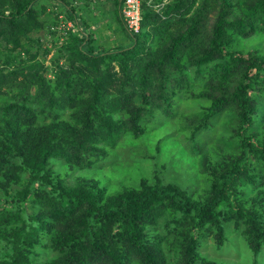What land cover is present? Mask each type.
Segmentation results:
<instances>
[{
  "label": "trees",
  "instance_id": "16d2710c",
  "mask_svg": "<svg viewBox=\"0 0 264 264\" xmlns=\"http://www.w3.org/2000/svg\"><path fill=\"white\" fill-rule=\"evenodd\" d=\"M40 1L0 0L4 47L42 26ZM53 1L62 2L68 19L77 20L70 4ZM196 1L167 5L164 13L174 19L165 22L145 0L142 30L132 34L121 16L123 0H116L130 45L95 52L86 31L71 35L69 68L60 69L55 85L35 73L21 93L24 99L0 105V173L7 166L23 173L14 174L21 181L8 202L14 208L0 210V246L5 248L0 264H35L38 247L56 253L49 264H221L201 254L202 242L212 235L217 249L224 248L231 226L254 258L262 253L264 137L255 130L260 123L264 127V55L234 43L264 33V0H201L186 19ZM210 1H219L220 10L208 34L202 16ZM150 25L163 43L146 52ZM116 60L119 75L111 73ZM188 68L205 80L199 94L208 100L202 121L187 128L192 150L200 152L199 167L209 177L202 198L174 182L142 178L139 186L111 195L87 180L71 187L55 175L51 158L92 166L125 135L142 136L147 117L171 116L176 96L190 92ZM224 111L237 119L226 140L232 151L208 157L199 136ZM117 112L122 116L115 117ZM36 205L38 211L27 213ZM159 225L164 234L154 233Z\"/></svg>",
  "mask_w": 264,
  "mask_h": 264
},
{
  "label": "rangeland",
  "instance_id": "374dc122",
  "mask_svg": "<svg viewBox=\"0 0 264 264\" xmlns=\"http://www.w3.org/2000/svg\"><path fill=\"white\" fill-rule=\"evenodd\" d=\"M64 1L76 10V21L68 19L62 2L41 0L37 4V10L42 26L20 38L18 43H10L8 47H4L0 42V75L4 81V84L0 83V105L4 101L15 105L24 99L25 95L21 93L24 87H28V79L35 73L45 76L55 85L60 69L69 68L70 52L66 46L71 35L79 36L83 30L86 31L95 52L113 51L132 43L119 21L116 0ZM234 1L243 3L244 0ZM148 2L165 22L174 19L164 12L167 5L174 3L175 0H148ZM219 3V1H210L202 16L208 34L211 33L213 22L219 13ZM200 4L201 0L195 2L186 19L195 13ZM63 24L67 28L72 26L66 29V34H63L62 30H56ZM101 28H104L106 33L100 30ZM145 29L151 35L144 48L149 52L151 48H157L161 41L163 43V40L157 31L151 30V25L146 26ZM234 46L245 52L255 51L264 55V33L259 32L248 38L239 37ZM145 55L142 54L143 60L146 59L143 58ZM111 66H114L111 73L119 75L118 61L111 63ZM80 67L86 69L84 66ZM100 68L105 69V66L102 65ZM85 72L93 75L87 69ZM188 73L190 92L186 93L183 90L176 96L177 105L171 116L160 114V120L154 121H149L146 116L147 120L142 121L145 126V133L142 136L135 139L132 135L127 137L125 135L116 148L110 149L106 158L93 163L92 166L80 167L59 158H51L50 167L55 175L63 178L71 187L82 180H87L105 188L111 195L125 188L139 186L142 178L153 183L157 180L164 183L174 182L188 189L195 197L202 198L209 187V177L199 167L200 152L192 150L191 141L187 138V128L190 124H199L202 121V111L208 105V100L199 94L205 90V80H202L201 76L198 77L193 69L188 68ZM6 75L9 77L5 81ZM30 102H32L31 98L27 105ZM136 103L139 104V100ZM116 116L122 114L117 112ZM236 123V116L231 111H224L214 116L210 120L209 128L202 131L198 139V142L204 145L202 153L215 158L222 151H232L226 140L232 135ZM262 125L263 123H260L255 130L258 138L264 137ZM15 173L19 176L23 174L8 166L0 173L1 211H4L5 207L14 208V204L9 205L8 202H11L12 193L21 187V181L17 180ZM38 209L40 208L37 205L33 206L27 213L31 214ZM156 232L164 234L165 228L159 225L154 229V233ZM227 237L226 245L220 250L217 249L212 235L206 237L202 242L201 254L208 260L221 264H264V249L257 258H254L242 234L236 233L233 226L229 228ZM4 253L5 248L0 246V255ZM55 256L53 250L38 247L33 254L34 263L49 264Z\"/></svg>",
  "mask_w": 264,
  "mask_h": 264
},
{
  "label": "built area",
  "instance_id": "2783aa9c",
  "mask_svg": "<svg viewBox=\"0 0 264 264\" xmlns=\"http://www.w3.org/2000/svg\"><path fill=\"white\" fill-rule=\"evenodd\" d=\"M144 1L145 0H123V4L121 7V16L127 30L132 34H139L142 30V5ZM70 28H67V26L63 24V26L60 25L59 27H57L56 30H62V33L66 34V29Z\"/></svg>",
  "mask_w": 264,
  "mask_h": 264
},
{
  "label": "crops",
  "instance_id": "0c3cea01",
  "mask_svg": "<svg viewBox=\"0 0 264 264\" xmlns=\"http://www.w3.org/2000/svg\"><path fill=\"white\" fill-rule=\"evenodd\" d=\"M93 28V27H92ZM100 30H102L103 32H105L106 33V31H105V29L104 28H101Z\"/></svg>",
  "mask_w": 264,
  "mask_h": 264
}]
</instances>
